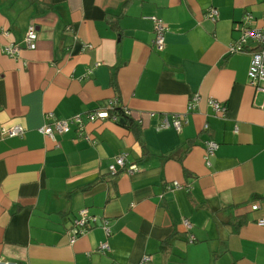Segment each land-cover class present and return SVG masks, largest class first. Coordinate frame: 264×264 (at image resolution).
<instances>
[{
  "label": "crops",
  "instance_id": "1",
  "mask_svg": "<svg viewBox=\"0 0 264 264\" xmlns=\"http://www.w3.org/2000/svg\"><path fill=\"white\" fill-rule=\"evenodd\" d=\"M247 13L264 24V0H0V262L264 264V95L249 81L251 56L229 54ZM152 18L167 29L162 50ZM31 26L36 50L3 54ZM115 99L140 124L147 156L112 121L55 139L39 131L48 114L70 120ZM174 115L185 116L181 131L162 128ZM14 126L23 137L3 135ZM208 141L219 145L210 165ZM123 154L135 173L112 175ZM84 209L111 235L98 224L72 243Z\"/></svg>",
  "mask_w": 264,
  "mask_h": 264
},
{
  "label": "built area",
  "instance_id": "2",
  "mask_svg": "<svg viewBox=\"0 0 264 264\" xmlns=\"http://www.w3.org/2000/svg\"><path fill=\"white\" fill-rule=\"evenodd\" d=\"M205 18L212 22H216L219 19V12L216 9H210L206 12ZM155 23V40L154 46L158 50H162L165 42L166 26L162 20L152 18ZM254 17L251 13H247L243 18V21L235 27L236 31L240 33V36L230 45L229 54H249L251 56V62L248 72V78L252 86L256 88L257 92L264 95V24L261 26L253 27ZM5 36L8 35L4 32ZM38 34L35 26H31L26 33L24 39V46L21 45H7L3 48V54L11 58H19L21 51L26 48L28 50H36L37 48ZM91 73V72H90ZM1 79V77H0ZM200 100L199 96H194L189 103V110L192 112L196 109L197 104ZM210 106L217 116L224 118L227 113V107L217 101L211 100ZM118 105V100L108 101L107 104L95 111L86 113L84 116H77L70 120H57L53 114L47 115V123H45L40 129V133L46 137L55 139L58 135L69 134L73 129L78 133L86 132V126L88 123L93 122H106L112 121L117 123L120 119L119 116L112 114L111 110L115 109ZM264 109V106H263ZM126 116H130L131 112L124 108ZM185 121L184 115H174L170 121L168 117H164L162 121V128L174 127L177 131H181ZM25 134V129L22 126H14L10 129L3 131V135L9 138L23 137ZM82 137L92 143L91 137L89 135H82ZM219 148V145L214 141H208L205 144V162L210 165V160L213 158ZM126 154H123L115 160V163L110 166V173L112 175H117L122 170H126ZM130 174H134L136 168L131 166L126 170ZM177 183L173 184L171 190L181 189ZM259 206L253 205V210H258ZM100 224L106 234L110 236L112 233L110 222L107 219H99L96 215L92 214L89 209H84L79 212L76 219L73 221V226L70 230V240L74 243L78 238L86 235L93 227ZM258 226L264 227V219L257 221ZM183 225L189 232L192 230V225L189 221L184 220ZM195 237L190 236V242H194ZM101 251H109L110 246L108 243H103L100 246ZM151 258L145 256L139 264H149ZM0 264H14L7 262H0Z\"/></svg>",
  "mask_w": 264,
  "mask_h": 264
},
{
  "label": "trees",
  "instance_id": "3",
  "mask_svg": "<svg viewBox=\"0 0 264 264\" xmlns=\"http://www.w3.org/2000/svg\"><path fill=\"white\" fill-rule=\"evenodd\" d=\"M113 85H115V80L113 81ZM112 114H115L120 117L119 121L117 122L118 125L124 127L128 130L131 134L135 136V139L137 142H139L142 145V149L145 153V156H147V148L143 143L142 140V130L140 128V124L136 123L130 116H126L124 109L118 107L111 110Z\"/></svg>",
  "mask_w": 264,
  "mask_h": 264
}]
</instances>
